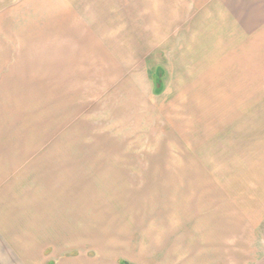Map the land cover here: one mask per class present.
<instances>
[{
	"label": "crops",
	"instance_id": "crops-1",
	"mask_svg": "<svg viewBox=\"0 0 264 264\" xmlns=\"http://www.w3.org/2000/svg\"><path fill=\"white\" fill-rule=\"evenodd\" d=\"M156 52L171 64L162 83L170 75L173 99L190 106L184 132L202 171L193 178L206 183L173 237L152 242L136 230L116 258L230 264L231 244L261 227L264 0H14L0 9V264L70 263L62 243L51 254L39 232L48 224L37 213V85L53 84L54 70H130ZM234 181L257 201L231 206Z\"/></svg>",
	"mask_w": 264,
	"mask_h": 264
},
{
	"label": "rangeland",
	"instance_id": "rangeland-1",
	"mask_svg": "<svg viewBox=\"0 0 264 264\" xmlns=\"http://www.w3.org/2000/svg\"><path fill=\"white\" fill-rule=\"evenodd\" d=\"M12 1L0 0V9ZM169 61L156 52L130 70H54L53 84L37 85V213L48 224L39 232L51 254L62 243L69 264L101 257L120 264L136 230L152 242L169 240L206 183L193 178L202 171L184 132L188 102L173 99L170 75L160 92L152 78L157 68L170 74ZM245 183H226L231 206L257 201L243 195ZM244 231L245 244L230 246V264H264V222Z\"/></svg>",
	"mask_w": 264,
	"mask_h": 264
},
{
	"label": "trees",
	"instance_id": "trees-1",
	"mask_svg": "<svg viewBox=\"0 0 264 264\" xmlns=\"http://www.w3.org/2000/svg\"><path fill=\"white\" fill-rule=\"evenodd\" d=\"M159 71H160V68H157V69H156V73H157V76H158V77L156 78V82H157V84L159 85V87L157 88V89H158V92L161 91L160 88H161V85H162V81H161L162 79L159 78ZM122 264H127V263H124V262H123Z\"/></svg>",
	"mask_w": 264,
	"mask_h": 264
}]
</instances>
